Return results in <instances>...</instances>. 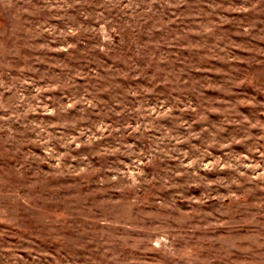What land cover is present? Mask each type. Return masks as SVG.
Here are the masks:
<instances>
[{
	"label": "rangeland",
	"instance_id": "374dc122",
	"mask_svg": "<svg viewBox=\"0 0 264 264\" xmlns=\"http://www.w3.org/2000/svg\"><path fill=\"white\" fill-rule=\"evenodd\" d=\"M0 264H264V0H0Z\"/></svg>",
	"mask_w": 264,
	"mask_h": 264
}]
</instances>
